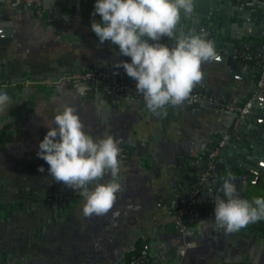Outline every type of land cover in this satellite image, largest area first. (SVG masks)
<instances>
[{
    "label": "crops",
    "instance_id": "obj_1",
    "mask_svg": "<svg viewBox=\"0 0 264 264\" xmlns=\"http://www.w3.org/2000/svg\"><path fill=\"white\" fill-rule=\"evenodd\" d=\"M43 1L50 6V0ZM27 5L20 0H0V61L5 59L3 63L9 68L0 91L10 97V103L0 113V264L48 262L50 252L46 248L35 249L32 244L28 247L27 242L42 244L48 224L43 204L52 192H60L64 187L53 180L49 165L37 156L39 143L48 131L45 124L54 119L61 104L76 108L85 132L94 139L128 133L132 139L128 141L130 147L138 145L144 155L141 158L132 154L130 160L123 161L117 177L122 190L107 214L85 217L84 199L77 193V264H125L137 242L147 245L153 264H264V236H254L264 234V220L244 228L248 233L241 230L238 237L223 243L210 233L213 225L209 218L213 213L207 214L202 204L193 203L190 208L198 215L197 222L188 223L182 235L174 227V207L173 211L166 210V206L176 203L178 194L175 191L168 196L162 189L166 169L183 158L189 142H209L212 134L220 137L230 128L234 119L231 99H236L237 106L252 95L257 79H251L253 71L249 69L250 77L245 80L231 75L232 69L223 61L202 64V73L210 74L213 83L220 81L218 76L224 77L220 82L234 91L223 92L222 99L211 94L210 103L218 99L223 102L214 109L169 105L161 114H153L147 107L139 110L132 102L117 107L98 103L99 99L92 97L99 93L87 84L95 81L77 85L69 81L50 85L41 82L71 72L66 70L70 59L76 61L77 68L83 65L86 70L95 69L87 61L103 48L95 45L91 27L78 21L73 12L57 13L52 6L44 11L59 20L49 22L37 17ZM259 24L260 21H253L251 26ZM121 80L136 86L126 73ZM197 91L207 95L205 89ZM254 124L251 118L244 122L241 134H249ZM213 139L215 144L218 138ZM218 159L220 164L229 166L237 158L231 149L225 155L218 154ZM41 167L43 172L39 171ZM177 185L178 193L187 189L186 185ZM252 188L250 202L264 198V179ZM52 253L50 264H60L55 256L58 252Z\"/></svg>",
    "mask_w": 264,
    "mask_h": 264
},
{
    "label": "clouds",
    "instance_id": "obj_2",
    "mask_svg": "<svg viewBox=\"0 0 264 264\" xmlns=\"http://www.w3.org/2000/svg\"><path fill=\"white\" fill-rule=\"evenodd\" d=\"M196 0H96L91 23L100 44L117 45V55L131 62L118 61L136 81V92L143 96L147 109L161 114L166 106H181L192 89L202 81L201 66L219 59L214 42L202 34L178 32L181 16H191ZM167 38L169 46L161 41ZM10 103L7 92L0 91V113ZM98 112L100 109L97 110ZM47 134L39 143L37 156L48 165L56 183L79 193L85 217L107 214L122 186L119 146L112 136L94 139L84 130L76 108L61 104L54 119L45 124ZM39 171L43 172L41 167ZM106 175L112 179L101 182ZM234 178L229 173L218 193L212 196L214 224L225 235L236 233L250 224L264 220V198L251 202L238 195ZM89 185H92L91 189Z\"/></svg>",
    "mask_w": 264,
    "mask_h": 264
},
{
    "label": "water",
    "instance_id": "obj_3",
    "mask_svg": "<svg viewBox=\"0 0 264 264\" xmlns=\"http://www.w3.org/2000/svg\"><path fill=\"white\" fill-rule=\"evenodd\" d=\"M95 2L96 0H50L48 4L57 13L60 10L73 12L78 21L91 27L93 20L96 22H100L101 20L98 14L93 16ZM27 6L30 7L29 5ZM42 7L44 10H48L49 8L44 1ZM67 14L69 13H66L65 16H69ZM257 18H260V20ZM253 21H260L259 26H251ZM199 28L203 29L201 31L202 35L214 42L215 50L219 57L217 60L223 61L232 69L231 75L248 80L250 77L249 69H251L253 71L251 79L258 78L260 72L264 69V0H196L192 15L183 16L182 14L178 25V32L183 31L187 33L194 31L197 34ZM92 33L94 35L95 45L103 48L96 56L88 59L87 62H91L93 64L92 67H101L102 65L99 62H103L106 68H114V64L118 61L131 62L130 57L117 55L119 52L117 45L109 41L100 44L99 38L93 31ZM161 42L169 46L174 43L167 38H164ZM3 62H5V59L0 61V85L5 83V76L9 75V68ZM76 66H79L76 61L70 59V62L66 65V70H70L71 72H83L86 70V66L82 67V65L79 68ZM218 78L220 81H224L225 79L221 76H218ZM220 81L215 80V83H213L210 74L203 72L202 81L192 90L205 89L207 91L206 100L198 104L190 105L189 108L210 107L214 109L216 105L221 106L223 104L221 100L223 92L229 91L230 93H234V91L231 87ZM87 84L91 88H94L95 92L99 93L97 96L92 97L99 99L98 103L103 102L117 107L119 104L124 105L127 102H132L139 110L146 108L144 99H133L129 96L113 93L110 90L109 82L101 80L99 82H88ZM201 84L206 87H201ZM211 94H215L219 98L221 97V99H218L216 103H210L208 99ZM231 102L234 106L237 103L235 98H232ZM250 118L255 121V124L249 131V134L242 135L240 126ZM125 134H121V137H118L115 133L112 136L115 140L118 138L121 139L119 142L117 141L120 149L118 156L120 166L124 160H130L132 154H137L141 158L144 156H142L137 144V146L130 147L128 141L131 137L128 133ZM213 137L217 139L219 138V134H212L209 142L206 143L189 142L186 149L187 153L183 152L182 154L183 158L179 159V162H174L170 169H166L167 176L163 183V192L168 196H173L175 191L178 194L176 203L173 206H166L167 211H171L173 207L175 209L178 205L179 198L188 195L190 188L198 183V178L206 166L207 152L214 146ZM153 139H157V135ZM132 143H135V141ZM143 146L147 147V145ZM231 149L235 152L237 159L229 166L220 164L221 160L218 159L214 169L215 179H206L205 184L207 183L208 185L201 186L199 195L190 201L191 204H202V208L207 214L213 213L209 218V223L213 225L210 233L216 235L223 243H228L238 237L241 230L245 233L249 231L243 228L236 233L225 235L222 229L217 230L214 224L215 205L212 201V196L216 194L222 195V193H218V190L222 187L225 179L228 178L229 173L234 178L231 182L236 185L238 195L249 201L254 192L252 187L264 179V85L253 99L248 112L239 120L237 130L231 134L225 145L220 149L219 156L225 155ZM121 154L123 155L120 156ZM192 156H195V159ZM109 178L110 175H106L101 182L106 183L109 181ZM185 180H192V183L187 185L188 181L186 182ZM177 184L186 185L187 189L182 193H178ZM67 189L73 196L77 195V192L74 190ZM58 197L60 200H64V203L67 200H73L72 196L68 197L66 194L60 193ZM254 236L263 237L264 234L254 233ZM145 248H147V245Z\"/></svg>",
    "mask_w": 264,
    "mask_h": 264
},
{
    "label": "built area",
    "instance_id": "obj_4",
    "mask_svg": "<svg viewBox=\"0 0 264 264\" xmlns=\"http://www.w3.org/2000/svg\"><path fill=\"white\" fill-rule=\"evenodd\" d=\"M25 4L31 6L33 13L39 17L44 18L45 20L51 22L53 20H59L58 18H53L48 15L43 7L42 0H20ZM203 29L199 28V32L197 34H201ZM125 74L123 68L115 69V68H106L100 67L95 69H87L83 72H65L58 79L49 81L43 80L42 83L46 84H56L64 81H69L73 85H77L82 81H96V80H106L110 84V90L113 93H119L121 95L129 96L133 99H143V96L136 92V86H130L124 83L121 80V77ZM25 82H23L24 84ZM264 85V69L260 72L257 80L255 90L245 101H243L240 105L231 107V110L234 111V119L230 126V128L223 132L222 135L217 139L214 146L207 152L206 161H205V169L201 173L198 178V183L192 187L189 191L188 195L181 196L178 200V205L174 209V227L175 229L181 233L182 235L185 233L188 223H196L198 219V215L193 213L191 210L192 199L199 195L201 190V186L205 185L206 179H213L214 174L213 171L216 167V161L219 154L220 149L225 145L226 141L230 138L231 134L237 130L239 120L244 116L246 112H248L249 108L252 105L253 99L258 94L260 88ZM206 100V96L197 90H192L190 93L189 99L184 103L186 105H194L198 104L202 101ZM210 101V99H208ZM147 250L142 249L140 253L136 257H132L125 264H148L147 259ZM239 264H250L248 262H241Z\"/></svg>",
    "mask_w": 264,
    "mask_h": 264
},
{
    "label": "flooded vegetation",
    "instance_id": "obj_5",
    "mask_svg": "<svg viewBox=\"0 0 264 264\" xmlns=\"http://www.w3.org/2000/svg\"><path fill=\"white\" fill-rule=\"evenodd\" d=\"M61 189L60 192H52L51 199L43 204L44 220L48 224L44 227L42 244L27 240V245L30 247L32 244L35 249L46 248L50 252L47 264L53 261L52 252L55 251L64 264H77V195L73 196L65 186ZM58 193L72 196L73 200L64 203ZM33 228L36 232V228Z\"/></svg>",
    "mask_w": 264,
    "mask_h": 264
},
{
    "label": "trees",
    "instance_id": "obj_6",
    "mask_svg": "<svg viewBox=\"0 0 264 264\" xmlns=\"http://www.w3.org/2000/svg\"><path fill=\"white\" fill-rule=\"evenodd\" d=\"M135 247L136 248L132 252H130L129 255L126 257L125 262H127L128 260H130L132 257H136L140 253V250L146 249L144 247L143 243H140V242L139 243L137 242L135 244ZM146 250H147V257H148L147 258L148 259L147 262H149L148 264H153V261L151 259V253H150V251L148 249H146ZM239 263H235V264H239ZM218 264H234V263H218Z\"/></svg>",
    "mask_w": 264,
    "mask_h": 264
},
{
    "label": "rangeland",
    "instance_id": "obj_7",
    "mask_svg": "<svg viewBox=\"0 0 264 264\" xmlns=\"http://www.w3.org/2000/svg\"><path fill=\"white\" fill-rule=\"evenodd\" d=\"M54 193H57V192H54ZM50 197H52L51 194L47 197L48 200L51 199ZM55 256H57V260H56V261H57L58 263H60V264H64V262L62 261V259L60 258V256H58V255H55ZM66 264H68V263H66Z\"/></svg>",
    "mask_w": 264,
    "mask_h": 264
}]
</instances>
